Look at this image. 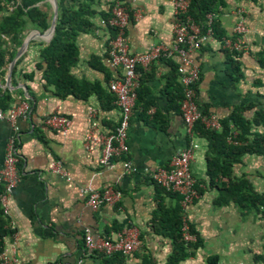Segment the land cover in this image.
Listing matches in <instances>:
<instances>
[{
  "label": "crops",
  "instance_id": "crops-1",
  "mask_svg": "<svg viewBox=\"0 0 264 264\" xmlns=\"http://www.w3.org/2000/svg\"><path fill=\"white\" fill-rule=\"evenodd\" d=\"M128 4L132 17L126 36L132 53L160 44L169 48L177 44L175 26L182 16L177 15L171 0H128ZM111 6V0L103 1V10ZM216 16L227 36L219 40L207 31L201 47L192 50L191 56L201 71L197 85L200 105L223 119L236 107L264 102V85L259 84H264V0H225ZM242 19L248 30L238 37L245 43L240 77L230 69L226 51L231 49L227 41L237 39L234 27ZM103 21L97 17L94 30L78 37L80 59L73 73L80 79L99 81L113 97L110 82L123 70L110 63L113 35ZM47 43L45 36L31 38L15 62L10 82L11 62L0 78L2 92H10L15 99L12 106L28 103L31 107L27 99L34 101L32 109L15 124L7 118L0 119V169L13 137L20 162L19 180L10 197L9 218L16 229L6 239L5 251L16 255L22 264H168L174 245L163 230L155 227L159 202L152 175L159 168H170L175 154L194 141L199 148L192 173L203 194L189 207L187 219L198 230L203 246L180 264H207V257L212 255L219 256V264H264V218L255 212L244 213L235 203L218 206V193L208 186L209 141L195 128L193 137L187 131L181 104L184 85L177 68L179 55L162 56L139 67L138 98L128 131L130 151L114 159L111 166H103L102 146H85L91 127L89 111L96 109L99 128L108 133L119 124L120 108L116 100L101 99L98 93L87 100L74 96L63 99L53 93L54 87L46 88L44 69L37 64L41 48ZM53 112L72 119L66 133L46 122ZM252 114L253 111L246 113ZM159 123L165 128H158ZM55 160L61 162L66 175L52 171ZM127 160L135 170L127 168ZM244 162L236 167L238 175L247 173L257 189L264 191V172H257L264 168V158L247 155ZM87 186L100 191L114 187L123 191V197L116 205L93 210L84 191ZM180 198L167 196L166 203L180 205ZM87 229L95 237L110 239L136 230L141 244L130 255L105 256L86 247Z\"/></svg>",
  "mask_w": 264,
  "mask_h": 264
},
{
  "label": "trees",
  "instance_id": "trees-1",
  "mask_svg": "<svg viewBox=\"0 0 264 264\" xmlns=\"http://www.w3.org/2000/svg\"><path fill=\"white\" fill-rule=\"evenodd\" d=\"M103 1L58 0L59 16L55 33L51 41L41 48V59L37 66L44 69L46 88L54 87L53 93L59 98L74 96L87 100L93 93H98L101 99L108 97L110 101L116 100L115 95L110 97L107 94L99 81L80 79L73 73V68L80 59L78 37L82 33L94 30L97 26V17L106 21L113 37L115 36V28L110 21L113 18L112 8L117 0H111L112 6L108 11L103 10ZM43 3L46 6L42 5ZM47 4L51 6L47 0H0V78L5 74L4 68L12 61L18 48L23 44L27 32L38 29L43 33L50 28L53 10H49ZM126 4L129 7L128 2ZM224 4L225 0H190L188 12L182 15V19L187 21L186 19L190 16L201 27L202 34L212 28L214 37L223 40L227 32L216 15L220 6ZM130 13L132 17L131 10ZM211 13L213 19L209 22L208 15ZM238 37L237 35V39ZM237 39L233 38V41ZM226 52L230 69L233 72L236 71L240 77L243 76L240 71L243 49H227ZM93 58L99 59L98 56ZM262 65L264 66V61ZM259 84L264 85L262 81H259ZM259 95L263 96L261 93ZM183 98L184 95L181 104ZM14 100L10 92L3 93L0 88L1 109L8 111ZM27 100L32 109L34 101ZM202 109L205 115L210 114L207 107ZM248 111H253V114L246 115ZM220 120L221 128L207 127L203 121H198L195 126L196 132L209 141L206 155L208 186L218 193L215 203L218 206L235 203L244 213L255 212L256 215L264 218V191L257 189L247 173L238 175L236 171L238 164L245 163L247 155L264 158V102L252 101L244 106L236 107L229 116ZM158 128L164 129L165 125L159 123ZM18 165L20 166V162ZM196 187L202 195L203 188L199 182ZM156 188L159 208L155 213V227L163 230L173 241V253L168 264H180L203 246V240L195 225L188 221L190 232L195 236V240L186 241L183 230L185 211L182 205L169 206L166 203L167 196L178 197L180 194L169 191L158 183ZM14 234L15 229L12 228L10 218L4 214L0 201V255L5 249L6 239ZM206 261L207 264H219V256H208Z\"/></svg>",
  "mask_w": 264,
  "mask_h": 264
},
{
  "label": "built area",
  "instance_id": "built-area-1",
  "mask_svg": "<svg viewBox=\"0 0 264 264\" xmlns=\"http://www.w3.org/2000/svg\"><path fill=\"white\" fill-rule=\"evenodd\" d=\"M128 0H117L112 8L113 18L110 24L115 28V36L112 38L109 49V60L112 66L121 68V76L112 79L110 90L116 96V103L121 111V119L116 129L108 133H102L99 128L97 111L91 108L89 117L91 127L87 134L86 148L90 149L92 143L102 146L101 163L103 166H111L114 159L125 156L129 153L128 131L134 116L135 106L140 86L139 67L148 66L153 60L162 56L173 57L179 55L180 64L178 71L181 75V82L184 85V98L182 111L187 131L194 136V128L198 121H203L207 127L221 128V120L217 115L210 113L205 115L198 101L197 85L200 80L201 71L196 65L191 51L201 47L202 40L206 38L201 32V27L195 23L190 16L185 20L179 19L175 26L177 44L173 48L165 45L152 46L141 53H132L126 36V29L131 20L130 9L127 6ZM178 16L186 15L190 7V0H171ZM243 12V10H240ZM209 22L213 14L208 15ZM106 23V21H103ZM244 20H240L234 27L235 33L242 37L247 32ZM208 33L213 34L212 28ZM231 49H243L242 39L239 41H227ZM28 103L13 105L7 111L0 108V119L7 118L13 124L20 116H26L30 110ZM46 122L53 129L66 133L72 125L69 116L53 112L46 117ZM199 144L192 141L186 148L180 150L172 159L170 168H159L152 175L153 180L169 191L178 192L182 196L181 205L185 211L184 217V238L186 241H194L195 236L190 232L187 219L189 207L199 198L200 194L196 187L197 180L192 173V162L194 160ZM128 161V160H127ZM19 155L13 137L7 147L4 166L0 169V201L4 214L9 217L10 197L19 180ZM127 168L135 170L130 161ZM55 173L66 175V170L60 161L55 160L51 165ZM88 194V204L93 210H98L105 205H116L123 197V191L114 187L104 191L97 190L91 186L84 188ZM12 228L16 229L14 222ZM86 247L91 252H100L107 256L116 253L130 255L141 244L140 234L136 230H127L119 234L115 239L95 237L90 229L85 234ZM0 264H22L16 255H9L5 249L0 255Z\"/></svg>",
  "mask_w": 264,
  "mask_h": 264
},
{
  "label": "water",
  "instance_id": "water-1",
  "mask_svg": "<svg viewBox=\"0 0 264 264\" xmlns=\"http://www.w3.org/2000/svg\"><path fill=\"white\" fill-rule=\"evenodd\" d=\"M49 1L51 2L52 7H53V18H52L51 26L45 33H41L38 29H35V30L28 33V36L25 39V41L23 42V44L21 45L16 57L11 61V64L9 67V82L11 80L12 71H13L15 62L23 54V52L26 50L31 38L36 37V36H45V37H47V41L50 42L54 36L55 28H56L58 16H59V2H58V0H49Z\"/></svg>",
  "mask_w": 264,
  "mask_h": 264
},
{
  "label": "rangeland",
  "instance_id": "rangeland-1",
  "mask_svg": "<svg viewBox=\"0 0 264 264\" xmlns=\"http://www.w3.org/2000/svg\"><path fill=\"white\" fill-rule=\"evenodd\" d=\"M47 2L50 3V5H51V6H49V5L47 4V5H48V8H50L49 10H53V7H52L51 2H50L49 0H48ZM42 5L46 6L45 3H43ZM30 32H31V31H30ZM258 171H260V172H264V168H260V170L257 169V172H258Z\"/></svg>",
  "mask_w": 264,
  "mask_h": 264
}]
</instances>
